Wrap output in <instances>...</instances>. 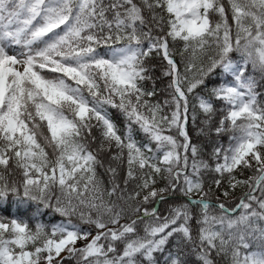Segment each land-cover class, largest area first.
I'll return each instance as SVG.
<instances>
[{
	"label": "snow or ice",
	"instance_id": "obj_1",
	"mask_svg": "<svg viewBox=\"0 0 264 264\" xmlns=\"http://www.w3.org/2000/svg\"><path fill=\"white\" fill-rule=\"evenodd\" d=\"M0 264H264V0H0Z\"/></svg>",
	"mask_w": 264,
	"mask_h": 264
}]
</instances>
